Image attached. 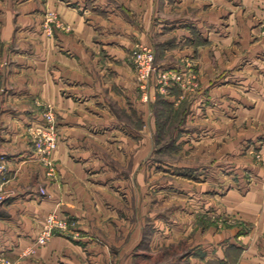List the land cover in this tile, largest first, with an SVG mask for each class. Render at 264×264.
I'll list each match as a JSON object with an SVG mask.
<instances>
[{"label": "crops", "instance_id": "1", "mask_svg": "<svg viewBox=\"0 0 264 264\" xmlns=\"http://www.w3.org/2000/svg\"><path fill=\"white\" fill-rule=\"evenodd\" d=\"M171 1L164 16L158 0H0V253L16 264H264V161L253 154L264 153V0ZM139 41L156 47L158 69L193 59L199 87L161 92L153 73L144 88ZM48 107L55 179L29 133ZM160 169L182 177L160 186L165 213L144 183ZM52 211L78 218L82 236L26 255ZM224 213L251 231L217 229Z\"/></svg>", "mask_w": 264, "mask_h": 264}, {"label": "rangeland", "instance_id": "2", "mask_svg": "<svg viewBox=\"0 0 264 264\" xmlns=\"http://www.w3.org/2000/svg\"><path fill=\"white\" fill-rule=\"evenodd\" d=\"M169 1V3L171 4V6L173 5V2L171 1V0H158V6H159V8L160 9H162L163 8V15L164 16H166V13H165V10L164 9H166V6H167V2ZM178 1H179V3H178ZM175 2L176 3H178V4H180L181 3V0H175ZM176 4H174V6H175ZM160 15H162V14H160ZM55 14L54 13H52L51 15H50V17L48 18V24H49V26H48V31H52V25H53V23L56 21L55 20ZM140 46H147V47H151V48H153L154 49V52H155V48L156 47H154L153 45H151V44H148V43H144V42H136L135 43V45H134V47H133V49H132V51H131V59H132V62H133V64H134V67H135V69H136V74H137V76H138V70H137V66H136V63H135V58H134V51H135V49H137L138 47H140ZM156 53V52H155ZM185 63H187L186 64V72H189V71H192L193 72V74L194 75H196V79L193 81L195 84H191V86H183V83H172V82H168V84L166 85V86H164L165 84H163V83H160L159 82V77H158V73L157 72H154V73H156V77H157V83L159 84V90L161 91V92H165V91H168V89H169V87H172L173 86V84H175V87L177 86V87H180V88H187L188 90H192V89H196L197 87H199V85H200V77H199V74H198V71L196 70V67H195V62H194V60L193 59H191V58H186L185 59ZM157 64V63H156ZM156 68H157V65H156ZM157 70H161V71H165V70H171V69H158L157 68ZM173 70V69H172ZM153 75V74H152ZM152 77V76H151ZM151 77L147 80V82L151 79ZM139 78V77H138ZM147 82H146V84H145V87L147 86ZM185 83H186V81H185ZM144 87V88H145ZM160 104V105H159ZM158 105L160 106V110H162V112H161V114L163 115V117L164 118H166L167 117V115H169V114H171L170 113V110L169 109H167V107H166V103H164V102H161V103H159ZM159 108V107H158ZM55 114H56V112H55ZM57 116V115H56ZM181 117V115H179V117L178 118H180ZM176 118V117H175ZM177 119V118H176ZM57 121H58V117H57ZM59 126V125H58ZM176 127L173 125H168V126H165V127H163L162 126V130L163 131H160V134H159V136H162L163 135V137L160 139V141L158 142V146L160 147V148H162L163 150H165V148H167V144H168V138L170 137V136H168L169 134H171L172 133V131L175 129ZM59 129H60V127H59ZM165 136V137H164ZM253 154H254V156H255V158H256V160H258V161H260V162H262V161H264V153L262 152V150H259V148L257 149H255L254 151H253ZM159 160H168V159H171V160H173L172 159V157H169L168 155H166L165 153H162V154H160L159 155ZM55 160V159H54ZM152 160H155V158H153V157H149L148 159H146L145 161H144V166H145V170H146V168L148 169V167H150L151 166V164L152 163H150V162H152ZM55 162H56V160H55ZM44 164V163H43ZM56 167H57V169H56V176H57V170H58V165H57V162H56ZM46 168V167H45ZM47 170V169H46ZM161 170V172L158 174V175H156V174H153L150 170L148 171V172H145L144 173V183H147V184H149V189H148V192L150 193V191L151 192H153L154 194H153V197L154 198H156L157 200H159V203H160V208H158V209H156V210H160V212H162V213H165L166 211H167V206H164L163 204H162V202H165L166 201V199H168V198H170L171 196V194H170V192H169V190H167V189H162L160 186H163V185H161L162 183L163 184H166V183H170V181H181L182 179V177L181 176H178V175H172V174H167V173H165L164 171V169L162 170V169H160ZM56 176L55 177H53V178H51V177H48L49 179H55L56 178ZM199 178V176H198V173H197V171H195V172H193V173H191V177H190V179H192L193 181L195 180V181H197L198 180V178ZM207 177V176H206ZM43 188H45V187H43ZM46 189V188H45ZM174 195H176V194H174ZM175 199H176V196H175ZM59 215H62V216H66V217H68L69 219H70V221H71V226H70V228L69 229H67L65 232H56V234L55 235H65V236H68V237H70V238H80L81 236H82V234H83V231H82V229H81V222H80V220L78 219V218H76V217H74V216H72V215H69V214H60V213H58ZM211 224H213V225H215L216 226V228L217 229H219V230H222V229H226V228H228V227H230V226H238L241 230H240V232H244V233H247V232H249V231H251V229H252V224L251 223H248V222H246L245 220H242V219H239V218H236L235 216H233V215H230V214H226V213H224V214H222V215H219V216H216L215 218H214V220L211 222ZM41 231V230H40ZM39 234V233H38ZM55 235H53L52 237H54ZM38 236V235H37ZM51 237V238H52ZM37 238V237H36ZM50 238V239H51ZM49 239V240H50ZM95 240H99L97 237L95 238ZM35 241H36V239H35ZM48 243V242H47ZM46 244V243H45ZM45 244H42V245H45ZM42 245H38V244H35L33 247H30L29 249H28V251H26L25 253H26V255H31V254H33L35 251H36V246H42ZM28 253V254H27ZM8 263H11V264H16L15 263V261H13V260H11V258H9V257H7L6 255H3V254H1L0 253V264H8Z\"/></svg>", "mask_w": 264, "mask_h": 264}, {"label": "built area", "instance_id": "3", "mask_svg": "<svg viewBox=\"0 0 264 264\" xmlns=\"http://www.w3.org/2000/svg\"><path fill=\"white\" fill-rule=\"evenodd\" d=\"M134 58L138 70V77L142 81L143 87H145L147 80L154 72L158 73L159 82L165 84L164 86H166L168 82L183 83V86L186 87L195 84L193 81L197 77L192 71L186 72L187 70L183 69L157 70L156 54L151 47H138L134 51ZM29 133L35 150L47 169L46 175L51 178L55 177L57 167L53 158V152L57 148L60 140V129L55 111L51 107H48L43 112L42 122L40 124H32L29 128ZM41 192L47 194L45 188H42ZM6 199L7 194L0 192V203L5 202ZM70 226L71 221L68 217L59 215L55 211L50 212L42 230L36 238V244L42 245L47 243L56 232H65Z\"/></svg>", "mask_w": 264, "mask_h": 264}]
</instances>
